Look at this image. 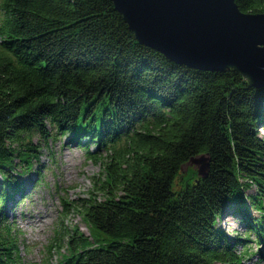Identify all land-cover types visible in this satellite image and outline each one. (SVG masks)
<instances>
[{"label": "trees", "instance_id": "1", "mask_svg": "<svg viewBox=\"0 0 264 264\" xmlns=\"http://www.w3.org/2000/svg\"><path fill=\"white\" fill-rule=\"evenodd\" d=\"M234 1L264 14V0ZM260 129L264 87L140 44L110 0H0V264H21L6 211L39 181L32 139L66 134L89 159L105 151L104 198L76 203L90 234L73 229L58 264L264 263ZM202 155L205 178L181 171Z\"/></svg>", "mask_w": 264, "mask_h": 264}, {"label": "water", "instance_id": "2", "mask_svg": "<svg viewBox=\"0 0 264 264\" xmlns=\"http://www.w3.org/2000/svg\"><path fill=\"white\" fill-rule=\"evenodd\" d=\"M140 44L174 63L201 71L234 69L251 87H264V14L241 12L234 0H110ZM198 177L209 157L181 167Z\"/></svg>", "mask_w": 264, "mask_h": 264}, {"label": "rangeland", "instance_id": "3", "mask_svg": "<svg viewBox=\"0 0 264 264\" xmlns=\"http://www.w3.org/2000/svg\"><path fill=\"white\" fill-rule=\"evenodd\" d=\"M259 134L264 137L262 129ZM71 137L66 134L56 141L49 139L46 142L38 137L32 139V144L38 145L40 150L39 162L35 163V168L41 167L39 181L28 187L24 199L6 211V220L12 223L18 239L21 264H58L61 255L67 253L73 229L90 234L80 213L73 208L89 197L100 201L104 198L99 187L105 175V151L95 152L94 145H91L90 150L96 154L98 161L89 159L85 149L67 144ZM119 144L122 143L116 145ZM24 181L29 184V175L24 176ZM63 201L68 205L64 206ZM218 226L231 238H249L248 246L253 253H257L259 247L255 244V235L243 232L237 220L224 217ZM257 256L254 254L242 264H264L257 260Z\"/></svg>", "mask_w": 264, "mask_h": 264}, {"label": "bare ground", "instance_id": "4", "mask_svg": "<svg viewBox=\"0 0 264 264\" xmlns=\"http://www.w3.org/2000/svg\"><path fill=\"white\" fill-rule=\"evenodd\" d=\"M29 218V217H28Z\"/></svg>", "mask_w": 264, "mask_h": 264}]
</instances>
